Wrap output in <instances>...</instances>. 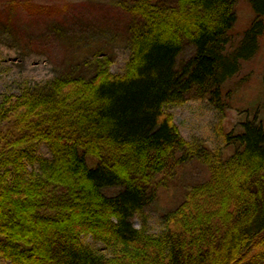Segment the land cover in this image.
Segmentation results:
<instances>
[{"label":"trees","instance_id":"trees-1","mask_svg":"<svg viewBox=\"0 0 264 264\" xmlns=\"http://www.w3.org/2000/svg\"><path fill=\"white\" fill-rule=\"evenodd\" d=\"M242 3L252 17L232 47ZM130 15L123 75L110 72L114 54L95 51L92 75L68 62L51 82L4 96L0 256L12 264H264V121L235 127L226 138L232 153L214 161L165 111L208 100L226 112L231 81L264 38V0H137ZM36 142L49 145L52 160L30 153ZM196 159L207 176L166 214V229L135 228L134 215ZM26 160L40 170L28 175Z\"/></svg>","mask_w":264,"mask_h":264},{"label":"rangeland","instance_id":"rangeland-1","mask_svg":"<svg viewBox=\"0 0 264 264\" xmlns=\"http://www.w3.org/2000/svg\"><path fill=\"white\" fill-rule=\"evenodd\" d=\"M137 0H0V104L6 95H20L27 87L43 86L61 75L68 62L88 75L94 72L95 51L114 54L110 72L123 75L132 58L129 42L130 7ZM252 17L247 3L238 10V22L230 37L236 45ZM64 29L68 39L61 35ZM187 54V53H186ZM186 54H181L185 56ZM109 60L111 57H108ZM178 58V60H180ZM231 106L218 110L208 100L169 105L181 135L196 148L208 146L214 161L232 153L226 138L247 119L264 121V38L258 54L244 62L230 83ZM30 153L53 159L46 142L29 146ZM28 175L40 170L38 161L26 160ZM207 176L206 165L196 159L175 172L159 188L158 196L131 219L137 229L158 236L166 229V214L184 199V193ZM120 188H109L113 195ZM82 240L93 251L111 257L112 252L92 236ZM0 264H12L0 256Z\"/></svg>","mask_w":264,"mask_h":264}]
</instances>
